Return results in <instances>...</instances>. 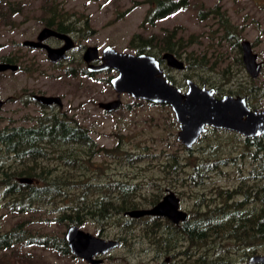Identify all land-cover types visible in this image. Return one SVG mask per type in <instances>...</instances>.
Wrapping results in <instances>:
<instances>
[{"label":"rangeland","instance_id":"374dc122","mask_svg":"<svg viewBox=\"0 0 264 264\" xmlns=\"http://www.w3.org/2000/svg\"><path fill=\"white\" fill-rule=\"evenodd\" d=\"M14 1L23 2V6L19 12L0 20V58L4 55L21 58L16 62L21 67L16 72L6 71L0 74V98L11 96L17 98L36 90L59 95L63 98V111L85 126L98 146L111 149L119 145L124 151L144 156L133 164L121 160L120 157L97 156L90 165L92 173H87L89 179L129 180L130 183L137 185L135 197L142 208L147 207L155 195L160 196L164 189H170L178 194L180 208L189 213L195 209L198 197H204L212 204L220 202L222 197L218 196L217 192L220 189L232 188L237 183L238 166L241 167L243 174L248 171L251 166L247 152L249 149H245V143L239 134L222 129H210L189 152L177 140L179 126L169 106L134 99L126 94L121 95L122 105L112 112L104 111L98 106L101 101L116 98V92L108 81L117 74L115 70H105L93 76L68 75L64 70L68 66H77V69L85 67L81 55L87 46H97L101 52L106 45H111L117 51L134 53L128 46L129 39L134 33L149 35L160 33L165 28L180 26V35L187 39L192 34L193 40H196L189 50H194L196 55L202 50L209 49L210 62L218 59V65L213 71L205 69L199 73L205 77L210 75L214 84L222 83L225 90L228 88L233 92L240 90V95H244L245 88L252 86L253 97L249 96L248 99L252 105L264 111V64L255 79L249 76L244 65L236 67L233 63L238 54L237 50L229 42L217 45L221 31L218 29L216 18L208 13L210 8L219 4L238 31L239 41L249 40L258 55V60L264 61V0H189L186 9L158 21L155 25L144 26L141 23L150 6L148 0H56L57 6L66 11L70 21H77L76 25L80 29L78 32L69 33L75 41V48L70 52L73 59L71 62L63 61L57 66L46 61L42 50L22 45L25 39H35L39 30L45 26L41 21L40 7L48 0ZM200 10L203 11L200 13ZM85 21H88L87 26ZM211 42L216 49L214 54L208 46ZM154 56L159 58L158 55ZM238 56H241V52ZM181 59L185 61L183 57ZM79 60L82 61L79 63ZM160 65L165 74L170 75L177 85L184 83L183 86L178 85L183 91L187 88L185 83L187 78L200 86L203 85L186 69L180 71L170 68L164 61H161ZM229 66L230 72L223 76V69ZM186 74L190 77H186ZM176 84L174 85L177 86ZM205 86L211 87L208 84ZM39 113L33 104L24 106L20 102L9 100L0 109V128L7 124L31 125L33 118ZM119 154L121 157L124 156V153ZM173 156L179 160L180 170L177 174H168L170 169L168 166ZM223 158L231 159L229 162L234 161L236 165L231 163L209 173L201 186L193 187L190 184L187 176L192 170L193 163ZM50 162L54 166L53 160ZM97 168L101 172H96ZM70 199L78 200L76 196H71ZM8 201L9 197L3 194L0 187V233L8 231L16 222L27 218L28 230L37 234L63 236L67 227L56 222L55 217L59 208L65 209L74 205L71 201L65 200L58 202L57 206L49 205L26 213H16L8 208ZM144 219H138L136 223ZM27 220H23L24 223ZM119 223H111L104 228L108 236L119 234L125 241L122 246L106 255L103 264H140V261L147 260L148 256L137 259L134 255H129L155 252L158 245L152 238V242L146 239L140 241L144 233H141V228L135 227L138 224H130V228L122 230V222ZM102 224L99 223V227ZM96 225L88 221L82 228L96 233V229L99 228ZM13 249L0 250V258H11L14 254L21 253L30 260V264H87L79 258L61 255L39 246L18 245ZM16 260L19 261V257Z\"/></svg>","mask_w":264,"mask_h":264},{"label":"trees","instance_id":"16d2710c","mask_svg":"<svg viewBox=\"0 0 264 264\" xmlns=\"http://www.w3.org/2000/svg\"><path fill=\"white\" fill-rule=\"evenodd\" d=\"M148 2L150 6L141 23L142 26L155 25L189 5V0ZM57 4L56 0H48L41 5L42 23L59 32H78L80 29L76 25L77 21H70L66 11ZM22 6L21 1L0 0V20L19 12ZM208 13L216 18L218 29L221 31L217 45L229 42L239 54L241 47L238 31L230 23L220 5L210 8ZM84 23L88 25V21ZM211 36L214 39V36ZM193 37L191 34L186 39L180 35V26H177L149 35L134 33L129 39L128 46L134 53L158 55L159 60L164 52H170L179 59L183 57L186 64L184 69L192 73L198 82L214 88L217 96L240 95V90L235 92L230 88L225 90L222 83L215 85L210 75L205 77L199 73L205 69L213 71L218 65V59L210 62L209 49L202 50L196 55L194 50H189L196 41ZM208 46L214 54L216 49L212 42ZM238 54L233 63L236 67L243 66L242 58ZM0 60L13 62L5 55ZM230 68L229 66L223 69V76L230 72ZM66 74L77 75L72 70H67ZM185 76L190 77L188 74ZM166 77L171 83L176 84L170 75ZM178 85L183 86L184 83ZM243 94L253 96L252 86L245 88ZM243 141L245 149H249L247 152L251 160L248 171L243 174L241 167L238 166L237 183L232 188L218 190V196L222 197L220 202L212 204L206 198L198 197L195 209L188 213L185 221L180 222V264H250L248 261L252 255L264 254V135L246 138ZM1 149L8 157L7 161H0V187L3 194L9 197L7 205L13 212L26 213L49 205L57 206L58 202L71 201L70 197L76 196L78 200L71 201L74 205L65 209L59 208L55 217L56 222L68 226L79 225L85 221L102 223L112 213H122L141 206L134 198L136 184L124 179H89L87 173H92L90 165L100 155L120 157L131 164L139 162L144 156L124 151L119 145L111 149L98 146L85 126L61 114L39 116L29 127L0 129ZM187 150L191 152V148ZM119 152L124 153V156L121 157ZM1 156L0 153V159ZM230 160L223 158L193 163L187 179L193 187L201 186L209 173L231 163L236 165V162H229ZM168 167L170 168L168 174L179 172L180 164L176 156H173ZM96 172L101 171L97 168ZM19 177L31 178L33 182L21 183L18 181ZM158 197L155 195L150 204H154ZM23 220L16 222L8 231L0 233V250H14L13 248L18 245L39 246L61 255L69 254L64 236L34 233L28 230L26 225L28 220L25 223ZM160 238L162 242L163 236ZM165 241L164 246L167 245V240ZM168 246L170 248L171 244ZM18 257L19 261L16 260ZM2 263L31 262L20 253L14 254L11 258H0V264Z\"/></svg>","mask_w":264,"mask_h":264},{"label":"water","instance_id":"95a60500","mask_svg":"<svg viewBox=\"0 0 264 264\" xmlns=\"http://www.w3.org/2000/svg\"><path fill=\"white\" fill-rule=\"evenodd\" d=\"M49 37L64 41L60 47H51L44 42ZM24 46L44 48L52 62L66 59V51L74 46L68 33L59 32L51 27H43L36 39H25ZM241 58L246 72L253 79L257 78L262 69V62L254 52L249 40L240 42ZM99 57L97 46H87L83 59L90 63ZM161 58L166 65L176 70H183L184 61L170 52H164ZM101 64H89L90 71L115 70L117 74L110 80L116 92V98L99 102V107L112 112L122 105L121 95L126 94L134 99L146 100L156 104L168 105L178 123L177 140L186 148H192L208 127L226 129L237 132L245 137L264 134V111L251 109L244 95L224 94L216 97L215 89L199 85L194 80H186V90L172 84L160 66L159 59L148 53L120 52L111 45H106L101 51ZM16 64L0 61V73L7 70L16 71ZM35 99L45 104L56 103L62 106L59 96L35 95ZM3 101L0 99V107ZM21 183L30 184L31 178L19 177ZM127 215L139 218L145 215L167 217L174 223L183 222L188 213L179 207V198L169 191L160 202L150 208L132 209ZM70 252L89 264H100L97 255H105L116 249L120 243L117 240H105L92 233L71 225L65 232ZM250 264H264V254H254L249 258Z\"/></svg>","mask_w":264,"mask_h":264},{"label":"flooded vegetation","instance_id":"af4514ba","mask_svg":"<svg viewBox=\"0 0 264 264\" xmlns=\"http://www.w3.org/2000/svg\"><path fill=\"white\" fill-rule=\"evenodd\" d=\"M45 27V26H44ZM43 28V27H42ZM41 28V29H42ZM40 29V30H41ZM39 30V31H40ZM39 33V32H38ZM37 33V35H38ZM64 33V32H63ZM69 34V33H68ZM36 35V37H37ZM70 35V34H69ZM71 36V35H70ZM35 37V39H36ZM72 37V36H71ZM72 40L74 42V46L71 47L69 50L66 51V54H67V58L66 59H61L59 61H56V62H52L48 56H47V52L44 48H33V47H28V46H25L27 48H32V49H40L44 52V55H45V58H46V61L53 65V66H57L59 65L61 62L63 61H67L69 60V62H71L70 60L73 59V56L71 55V51L75 48V41L72 37ZM57 41V43H56ZM45 43H47L48 45H50L51 47H60L64 44V41L61 40V39H58L56 37H49L47 39L44 40ZM23 45V43H22ZM24 46V45H23ZM86 49V47H85ZM84 49V50H85ZM102 51V50H101ZM84 53V51H83ZM83 53L81 55V58L82 60H79V63L82 61L85 63V67L84 68H81V69H77V66H68L64 71L66 73L67 70H72L74 72H76L78 75H83V76H93L95 73H100V72H103V71H90L89 68H88V65L89 64H93V65H99L101 64V52H99V57L93 61H91L90 63H87L84 59H83ZM163 54V53H162ZM6 57H10L12 59L13 62H8V63H12V64H16L18 66V69L16 71H18L20 69V65L16 62H19L21 58H18V57H15V56H11V55H5ZM162 61H164L162 58H161ZM75 61V60H73ZM260 61V60H259ZM3 62H7V61H3ZM160 64H161V61L159 60ZM165 62V61H164ZM262 62V65L264 64V61H261ZM161 66V65H160ZM162 68V67H161ZM7 71H12V70H7ZM16 71H12V72H16ZM6 72V71H5ZM3 73V72H2ZM1 74V73H0ZM112 78V77H111ZM110 78V80H111ZM188 79V78H187ZM186 79V80H187ZM109 80V81H110ZM186 80H185V83H186ZM252 93H254V90L252 88ZM35 95H44V96H59V95H56V94H50V93H46L45 91H42V90H36L35 92H27L26 96L25 95H21L17 98H13L12 96L11 97H7V98H0L2 101H3V105L0 107V109L6 104L9 102V100L13 101V102H16V103H21L23 104L24 106H28V105H35L37 107V110L40 112L35 118L39 117V116H44V115H52V114H61L63 117H67L68 119L70 120H74L71 116H68L64 111H63V98L61 96H59L62 100V106L60 107L58 104L56 103H52V104H45V103H41L40 101H38L37 99L34 98ZM216 95V94H215ZM231 95V94H230ZM223 96V95H222ZM246 96V99H247V105L248 107H250L252 110L253 109H257V110H260L257 106H254L250 103L249 101V96L248 95H244ZM216 97H221V96H217ZM253 97V96H250V98ZM110 101V100H109ZM99 104V103H98ZM51 105V106H50ZM99 106V105H98ZM58 108V110H57ZM105 111V110H104ZM33 118V122H34V119ZM75 122L78 123V121L74 120ZM33 124V123H32ZM31 124V125H32ZM31 125H28V126H25L23 124H19V125H4L2 126L0 129H5V130H9V129H12L14 127H29ZM212 129L213 127H208L206 131H208V129ZM209 129V130H210ZM213 129H217V128H213ZM219 129V128H218ZM222 130H226V129H222ZM227 131H230V130H227ZM231 132H234V131H231ZM234 133H237V132H234ZM205 134V133H204ZM239 134V133H237ZM240 136H242L243 140L248 138V137H245L241 134H239ZM263 135V134H261ZM261 135H257V136H261ZM257 136H252L253 137H257ZM202 137V136H201ZM200 137V138H201ZM199 138V139H200ZM251 138V137H249ZM198 139V140H199ZM197 143V142H196ZM4 148V147H3ZM0 153L2 154L1 156V160H3V162L7 161V157L8 155L5 154V151L3 149L0 150ZM4 168V167H3ZM169 191H172L170 189H164L163 193L160 194V196L158 197V199L156 200V202L154 204H150L147 206V207H144V208H150L154 205H156L158 202H160L162 200V198L169 192ZM174 192V191H173ZM137 193V192H136ZM135 193V196H137ZM176 194V196L179 198L178 194L176 192H174ZM135 200H136V197H134ZM137 201V200H136ZM179 207H180V198H179ZM138 208H142V207H138ZM138 208H133V209H138ZM129 210H132V209H129ZM129 210H126L122 213H112L109 215L108 219L105 220L104 222H102V226L99 227V223H95L97 224L96 226H98V230L96 229V233H92L93 235H95L96 237H100V238H103L105 240H117L119 241L120 246L123 245L124 241H125V238H123L122 236H120L119 234H115L113 236H108L106 233H105V230L104 228H106L107 225L113 223V224H116V222L119 223L122 222L121 224V228L122 230H126L128 228H130V224H138L137 226H135L136 228H141L140 231L141 233H144V235L141 236V240H149V242H152L151 238L153 239V242H155L158 247L155 248V252H149V253H135V254H130L129 256H132L134 255L135 257L134 258H139V259H142V256H148L147 260H142L140 261V264H180V230H179V226H180V222L179 223H174L172 221H170L167 217H164V216H157V215H145V216H142V217H139V218H134V217H130L129 215L126 214L127 211ZM144 219L142 222H138L136 223V221H139L141 219ZM139 219V220H138ZM88 221H85V222H81V224L79 225H76V224H70L68 226H66L67 228L71 225H76L78 226L79 228L83 229L82 226ZM120 224V223H119ZM134 224V225H135ZM134 227V228H135ZM66 228V230H67ZM65 230V232H66ZM84 230V229H83ZM86 231V230H85ZM65 232H64V239H65ZM89 232V231H88ZM91 233V232H90ZM160 236H163V241L160 242ZM167 240V245L164 246V244H166V241ZM66 241V239H65ZM67 243V241H66ZM162 244V245H161ZM168 244H171V247L169 248ZM68 246V244H67ZM117 247V248H118ZM68 250H69V247H68ZM111 252V251H110ZM108 252V253H110ZM107 253V254H108ZM97 255L95 258L97 259H101L102 262L100 264H103L104 261L106 260V255ZM66 255H69L71 257H74V258H79L75 255H73L70 250H69V254H66ZM81 259V258H79ZM83 260V259H81ZM149 260V261H148ZM85 261V260H83ZM86 262V261H85ZM87 264H89L88 262H86Z\"/></svg>","mask_w":264,"mask_h":264},{"label":"bare ground","instance_id":"6f19581e","mask_svg":"<svg viewBox=\"0 0 264 264\" xmlns=\"http://www.w3.org/2000/svg\"><path fill=\"white\" fill-rule=\"evenodd\" d=\"M63 60H64V59H63ZM160 60H161V59H160ZM56 63H57V62H56ZM185 65H186V64H185ZM109 70H111V69H109ZM50 106H51V105H50ZM209 129H210V128H209ZM209 129H208V130H209ZM212 129H213V128H212ZM213 130H215V129H213ZM217 130H219V129L217 128ZM263 135H264V134H263ZM248 138H249V137H248ZM251 138H252V137H251Z\"/></svg>","mask_w":264,"mask_h":264}]
</instances>
